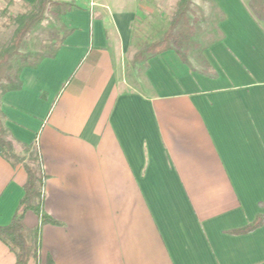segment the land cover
I'll return each mask as SVG.
<instances>
[{
    "label": "crops",
    "instance_id": "crops-1",
    "mask_svg": "<svg viewBox=\"0 0 264 264\" xmlns=\"http://www.w3.org/2000/svg\"><path fill=\"white\" fill-rule=\"evenodd\" d=\"M52 1L68 4L47 13L66 32L0 99L13 152L40 158L55 221L25 213L28 231L41 225L27 264H264V35L245 7L216 0L220 36L202 53L210 75L173 49L140 53L159 39L134 41L140 0ZM247 30L259 37L253 61ZM26 180L22 163L0 156L1 227ZM14 263L0 239V264Z\"/></svg>",
    "mask_w": 264,
    "mask_h": 264
},
{
    "label": "trees",
    "instance_id": "trees-1",
    "mask_svg": "<svg viewBox=\"0 0 264 264\" xmlns=\"http://www.w3.org/2000/svg\"><path fill=\"white\" fill-rule=\"evenodd\" d=\"M192 0H177L176 9L170 21L169 28L163 36L156 42L144 46L140 53H150L158 55L164 51L173 49L183 60L187 62L180 45H174L176 37L182 41L190 39L193 27L189 23L188 14L191 11ZM28 5V4H27ZM68 7L67 3H56L52 0H36L28 5V9L8 15V20L15 25L13 35L9 43L0 50V99L9 91L21 89L22 82L20 73L26 64L15 65V58L20 55V48L27 33L33 26L41 22L47 13H63ZM250 10L253 15L261 17L264 14V0H250ZM139 58V57H138ZM33 164H28L23 157L13 152L12 144L6 139V131L1 118L0 110V156L8 159L13 165L22 163L27 180L23 186L24 195L7 226H0V239L9 247L15 255L14 264H27L31 257L37 258L40 251V226L32 231H28L23 223V218L27 211H32L40 218L41 224L54 223L52 217L43 211V189L46 176L42 170L40 158L33 152ZM261 218H257L247 227L236 230L235 233L248 232L260 224ZM45 264H54L47 258Z\"/></svg>",
    "mask_w": 264,
    "mask_h": 264
},
{
    "label": "rangeland",
    "instance_id": "rangeland-1",
    "mask_svg": "<svg viewBox=\"0 0 264 264\" xmlns=\"http://www.w3.org/2000/svg\"><path fill=\"white\" fill-rule=\"evenodd\" d=\"M111 6L117 8L131 7L137 0H107ZM245 7L252 24H254L264 35V14L259 18L252 14L249 4L250 0H239ZM140 10L145 13L136 18L133 22L134 41L136 45H141L149 40L161 38L164 32L169 28L176 9V0H140ZM28 9V5L15 0H0V50L10 41L15 25L8 20V15H16ZM188 20L193 27L192 35L189 40L182 41L175 38L173 44L180 45L185 56L190 59L192 65L206 74L214 73L211 68L206 69L203 46L210 44L215 38L220 36L221 22L224 20L221 7L216 0H192L191 11L188 14ZM244 24V22H242ZM248 24L246 23V26ZM249 30V29H248ZM247 30V50L251 51V59L254 55L260 53L253 52L251 49L259 37L256 32ZM66 32L65 27L58 18H51L48 14L45 18L27 33L20 48V55L15 58L14 64H33L44 53L50 49L49 43H57ZM147 37L143 36L144 33ZM136 50V47L133 49ZM255 51H259L255 50ZM26 153L23 158L28 164H33V152Z\"/></svg>",
    "mask_w": 264,
    "mask_h": 264
}]
</instances>
